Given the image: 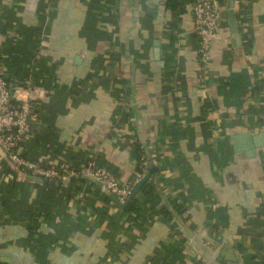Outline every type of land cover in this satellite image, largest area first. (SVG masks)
<instances>
[{
    "label": "crops",
    "instance_id": "crops-1",
    "mask_svg": "<svg viewBox=\"0 0 264 264\" xmlns=\"http://www.w3.org/2000/svg\"><path fill=\"white\" fill-rule=\"evenodd\" d=\"M217 1L202 65L192 0H0V73L45 90L21 156L121 184L158 172L128 213L0 148V264H264V0Z\"/></svg>",
    "mask_w": 264,
    "mask_h": 264
},
{
    "label": "built area",
    "instance_id": "built-area-1",
    "mask_svg": "<svg viewBox=\"0 0 264 264\" xmlns=\"http://www.w3.org/2000/svg\"><path fill=\"white\" fill-rule=\"evenodd\" d=\"M194 31L199 37L197 48L198 62L206 65L213 43L217 38L220 6L217 0H192L191 4ZM45 97V90L24 80L11 87L4 74L0 75V148L5 152L9 161L15 166L28 171L31 175L55 180L64 186L73 177L83 175L98 184L107 192L114 194L120 202L128 199L133 185L146 174L143 167L135 173V179L121 184L115 175L104 167L97 166L92 160H87L79 171L69 170L66 167L43 166L38 162L27 160L21 156V145L31 133L30 121L36 106ZM201 264H211L202 261Z\"/></svg>",
    "mask_w": 264,
    "mask_h": 264
},
{
    "label": "trees",
    "instance_id": "trees-1",
    "mask_svg": "<svg viewBox=\"0 0 264 264\" xmlns=\"http://www.w3.org/2000/svg\"><path fill=\"white\" fill-rule=\"evenodd\" d=\"M236 1H237V0H236ZM238 1H240V0H238ZM174 6H176V4L173 5L172 8H174ZM0 75H1V73H0ZM8 84H9V82H8ZM33 123H34V121L31 120V121H30L31 129H32ZM140 154L143 155V152H141ZM141 155H140V156H141ZM141 157H142V160H145V157H144V156H141ZM142 168H143V166H140V167L138 168V171H140ZM110 172H111V171H110ZM80 176H81V175H80ZM80 176H79V178H81ZM155 190H156V188H155L154 185H153V181H152V180L146 181V182L142 185V187H141L139 193L137 194V196H136L135 198H133V199L128 203V205L125 207L124 211H125V212H128V213H129V212H138V211H140V210L142 209V205H143L144 203L148 202V201L151 199V197L153 196ZM104 196H105V195H104ZM105 197H106V196H105ZM173 206H174L175 209H176V208L179 209L178 205L174 204ZM177 209H176V210H177ZM161 212H162V214H163L164 216H167L168 218L171 217V215H170V213H169V211H168L167 209L164 208V209L161 210Z\"/></svg>",
    "mask_w": 264,
    "mask_h": 264
},
{
    "label": "water",
    "instance_id": "water-1",
    "mask_svg": "<svg viewBox=\"0 0 264 264\" xmlns=\"http://www.w3.org/2000/svg\"><path fill=\"white\" fill-rule=\"evenodd\" d=\"M228 14H229L228 24L230 25V28H231L232 32L234 34H236V36H237L236 38H238V34H237L238 33V27H237L236 17L234 15L233 9H229L228 10ZM249 136L250 135H248L246 137L250 138L251 140H255V141L258 140V138H256V137L253 138V137H251V136L249 137ZM236 138L239 139V137H236ZM260 143H262V141H260L259 143H256V144H260ZM155 171H157V168L156 167H152L149 174L143 176L138 182H136L134 184V186H133V188L131 190V193H130V195H129V197H128V199L126 201L120 202L114 194L108 192V195H109L110 199L115 203L116 206H118L120 208H125L128 205V203L139 193L142 185L148 180V178L151 175H154V174L157 175L158 172L156 173ZM35 179L39 180V181L46 180V179H41V178H38V177H35Z\"/></svg>",
    "mask_w": 264,
    "mask_h": 264
}]
</instances>
